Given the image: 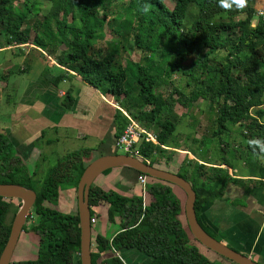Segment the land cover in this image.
<instances>
[{
  "label": "trees",
  "instance_id": "trees-1",
  "mask_svg": "<svg viewBox=\"0 0 264 264\" xmlns=\"http://www.w3.org/2000/svg\"><path fill=\"white\" fill-rule=\"evenodd\" d=\"M47 1L52 5L48 14L60 12L61 17L55 20L52 28L44 15L42 25H35V32L29 40L23 10L14 7L11 0H0V36L3 34L7 44L30 42L50 53V43L55 47L63 44L64 47L57 49L54 55L55 62L75 72L101 94L111 96L119 108L113 125L118 128L121 122V131L126 124L121 110L139 124L156 123L157 144L140 141L136 145L138 155L149 165L155 166L154 154L163 153L167 147L178 148L172 144L171 138L175 125L168 120L173 103L189 105L201 98L215 103L217 115L211 134L218 138L227 131L228 125L239 127L244 155H254L257 161L249 176L264 179L259 161L264 154L258 149L254 154L247 143L249 139L264 140V18L256 15L252 0H248L242 11L235 8L226 11L219 6V0H171V8L163 0H127L125 4L120 0ZM117 1L121 5L119 10H114L112 6ZM145 7L147 12L143 10ZM73 10L78 12L77 18ZM67 14H70V21L66 20ZM191 14L192 18L184 25L186 17ZM253 19L255 22L251 25ZM103 26L124 41L121 49L126 56L122 64L114 52L107 51L101 56L96 53L98 48H93V43L103 37ZM52 30L54 33L50 35ZM44 35L49 36L51 42H46ZM134 50L139 51L137 60L129 58ZM67 70L59 68V75L54 76L51 83L56 85L64 73H68ZM178 71L185 76V84L191 85L189 96L175 86L165 96L154 92L159 80H169ZM62 103L67 109L72 106L68 91ZM120 117L122 121L119 122ZM221 145L223 150L225 143ZM20 147L9 136L0 133V183L35 191L29 213L36 218L29 229L37 237V247L34 258L12 260L8 264H80L76 184L85 165L109 151L93 148L90 153H97L87 161L83 160L80 150L68 152L48 167L39 179L38 166L35 164L30 169L24 163ZM220 164L232 167L223 158ZM188 165L189 162H181L175 173L187 180L194 190L195 216L202 226L200 212L205 202L220 197L225 184L238 179L229 177L226 169L225 172L215 169L214 173V168L195 160L190 170ZM112 170L116 168H108L101 174ZM120 170L127 174L139 173L129 167H120ZM151 180L146 185V204L140 194L126 195L91 183L88 191L90 215L95 212L93 206L104 203L107 206L106 219L113 221L117 218L118 222V230L110 238L96 234L91 239V264H131L129 252L138 255L143 264H220L190 242L187 231L174 217L178 205L172 198L169 183ZM66 189L73 191L72 212H61L56 208ZM202 191L207 195L202 196ZM10 200L0 197V252L9 232L10 223L5 219L11 210ZM28 220L29 214L25 221ZM22 231H25L24 225ZM109 249L118 255L99 258Z\"/></svg>",
  "mask_w": 264,
  "mask_h": 264
},
{
  "label": "crops",
  "instance_id": "crops-1",
  "mask_svg": "<svg viewBox=\"0 0 264 264\" xmlns=\"http://www.w3.org/2000/svg\"><path fill=\"white\" fill-rule=\"evenodd\" d=\"M59 68L67 70L55 62L52 53L43 51L30 42L7 44L5 38L0 37V133L22 146L20 152L24 155V163L31 166L30 169H33L34 163L39 160L44 162L53 154L48 149L53 141L59 142L63 137L67 140L83 139L87 145H81L74 150H80L85 161L92 156L90 150L93 148L111 151L114 139L121 131V117L118 128L113 125L116 110L119 108L111 96L101 94L70 70L53 85L51 80L59 75ZM12 73H22L26 79L23 82L17 78L10 80ZM67 91L73 101L68 109L62 105ZM50 132H54L53 137L49 136ZM91 139L97 140V143L94 142L93 145ZM184 153L189 154L192 161L207 164L223 172L227 169L229 177L238 179L227 182L220 197L205 202L200 212L201 224L228 247L249 256L259 264H264V183L257 181L264 182V179L249 176L252 173L247 169L240 172L236 167L204 163L207 160L202 157L195 158L189 151ZM261 167L264 170V163ZM116 169L103 174L98 187L117 191L113 185L119 184L126 190L128 176H122L120 167ZM119 185L117 187L121 190ZM65 193L73 194V191L66 189L63 195ZM132 193L136 194H122ZM201 195L207 194L202 191ZM106 207L104 203L93 206L97 220L92 226H96L98 222L101 224L97 231L91 227L92 239L96 234L104 236V223L108 221ZM127 254L132 257L131 264H143L138 255L130 252ZM117 255V252L109 249L103 251L99 258Z\"/></svg>",
  "mask_w": 264,
  "mask_h": 264
},
{
  "label": "rangeland",
  "instance_id": "rangeland-1",
  "mask_svg": "<svg viewBox=\"0 0 264 264\" xmlns=\"http://www.w3.org/2000/svg\"><path fill=\"white\" fill-rule=\"evenodd\" d=\"M123 4L127 2V0H120ZM165 5L169 8L172 7V1L171 0H163ZM24 3V5H22ZM11 4L14 7H17L25 13L24 23L27 24V27L29 28V40L33 36L35 32V25L38 27L39 24L42 25L43 17L44 15L47 16L48 23L51 25V27H54V22L56 19H60L61 13L59 12L57 15L48 14L50 13L52 9L51 2L47 0H11ZM121 5V2L117 1L113 3L112 9L119 10V6ZM252 7L254 10H263L264 11V0H252ZM74 17L77 18L78 12L74 11ZM99 15V13L97 14ZM192 14L186 17V20L184 21V25H186L189 20L192 18ZM66 20L70 21V14L66 15ZM255 22V19L251 21V25H253ZM250 25V26H251ZM23 28V27H21ZM42 30L43 28H39ZM22 31V29H21ZM52 32L50 35H52ZM102 33L103 37L101 39H97L93 43V48H98V51L96 53L98 55H104L107 51L114 52L115 58L117 61L122 64L124 62V57L126 56L125 53H122L121 46H124V41L119 37L116 36L115 33L111 30H108L106 26L102 27ZM6 36V35H5ZM1 38H4L3 34L0 36ZM7 37V36H6ZM43 39L46 42H51L49 40V36H43ZM32 44V43H31ZM53 45L50 43L49 51H52V54L55 55L57 53V49L61 50L64 46L63 44H59L57 47L51 46ZM55 48V50H53ZM19 51V49H18ZM95 51V50H94ZM139 56V51L134 50L132 53L129 54V58H132L134 60H137ZM158 57V54L156 53L155 58ZM185 62V61H184ZM189 62L186 61L184 64H187ZM187 67V65H185ZM20 75V76H19ZM17 75L16 73H12L9 77L10 80L13 78H17L19 81H24L26 78L22 76V73H19ZM169 80L166 81H158L157 84L154 86V92L160 93L163 96L167 95L172 86L174 87H180L184 93L185 96H189V91L191 90V85L185 84V76L181 75L178 72L172 75ZM177 95H174L176 98ZM143 108L148 109V107L143 106ZM217 115V111L215 108L214 102H208L206 100H202L201 98L197 99L196 101L191 102L189 105H182L179 103H173L170 114L168 116V120L171 121L175 125V129L172 133V144L176 145L178 148H171L167 147V150H165L161 154H154L153 156V162L156 167L166 169L170 172H176L178 170V166L181 162H189L188 169L190 170L194 161H192V157L189 154H185V149L189 150L190 152L194 153L196 157H202L203 159L207 160L206 162H209L211 164L213 163H220L223 159H226L227 163L230 164L232 167H236L239 169L240 172L245 171L247 169L248 172H252L253 168L252 166L257 164L256 157L254 155H244L245 154V148L243 146L244 141L239 136V127L237 126H231L228 125L227 131L221 133L218 138L213 136L211 134L212 130H214L215 124L213 123V120L215 116ZM146 126L145 128L150 131L151 133L157 132V124L154 122L148 123L144 122L141 123V125ZM142 125V126H143ZM155 130V131H154ZM54 132H50L49 136L53 137ZM60 135V134H59ZM254 136V135H252ZM88 140V139H87ZM225 143V146L223 147V150H221V143ZM91 142L93 145L94 142L97 143V140H92ZM81 143V144H80ZM81 145H87L86 142L83 141V139L79 140H67L66 137H63L59 142H51V144L48 146V149L53 151V154L51 156H48L44 162L39 160L36 164L38 166L37 168V178L41 179L43 176V172L46 171L48 167L53 165L57 159H60L64 154L73 151L74 149L80 147ZM112 151H115L117 154H121V150H116L114 148L111 149L108 153H112ZM41 152V151H39ZM96 151L92 152V156L96 155ZM241 153V154H240ZM243 154V155H242ZM259 161L261 164L264 163V157L260 156ZM258 159V158H257ZM89 160V158L87 159ZM85 160V161H87ZM245 163V165H243ZM172 168H171V167ZM31 168V166H29ZM117 170V169H116ZM227 170V169H226ZM121 171V170H120ZM216 172L215 169L213 171ZM122 173V171H121ZM127 175L128 176V185L123 187L119 184H114L113 187L117 189V191H120L121 193H131L136 192V195L142 194V201L144 204L147 203L148 198L146 196V188H142V191H140V186L137 185L135 181L136 172L131 173H122V176ZM103 178V174H99L95 177L92 184L95 186L101 185V180ZM151 180V178H150ZM148 177V183L150 182ZM157 180V179H155ZM152 181V180H151ZM122 188L121 190L118 189V186ZM170 187V193L172 195V198L176 200L178 205V212L174 214V217L178 219L183 228L187 231V234L189 236V240L192 243H195L198 245L200 251L205 254L207 257H209L212 260H215L217 263L223 264L226 263V259L220 257L216 253L206 249L199 243H197L191 234L189 233L184 212H183V202L185 198L184 192L177 186L173 184H168ZM128 189V190H127ZM136 190V191H134ZM134 194V193H132ZM66 193L61 195L60 200L56 204V208L61 212H72L74 211L73 208V198L72 193L68 194ZM65 196V197H64ZM64 197V198H63ZM11 204V210L6 215V222L10 223L14 213L16 212V209H18V206L20 205V200L11 198L10 200ZM101 203H99L100 205ZM30 210V209H29ZM66 210V211H65ZM95 213V212H94ZM29 214V220L24 222L25 231H21V234L19 236L18 241L16 242V245L14 247L12 256L10 258V261H17V260H25V259H32L35 257L36 253V247H37V237L33 234V232L29 229L30 225L35 222V215L33 213H27ZM96 214V213H95ZM114 220H117L115 218ZM113 221H106L104 223V236L109 237L114 231L118 229V222ZM100 222L96 226H92V230L97 231V228L100 226ZM29 229V230H28ZM92 250H94V246L92 247ZM91 250V251H92ZM9 261V262H10Z\"/></svg>",
  "mask_w": 264,
  "mask_h": 264
},
{
  "label": "water",
  "instance_id": "water-1",
  "mask_svg": "<svg viewBox=\"0 0 264 264\" xmlns=\"http://www.w3.org/2000/svg\"><path fill=\"white\" fill-rule=\"evenodd\" d=\"M129 167L149 178L173 184L185 194L183 212L187 229L193 239L206 249L227 259L234 264H259L249 256L236 251L210 235L197 221L194 211L195 192L190 183L174 172L151 166L148 162L121 153L101 154L90 160L83 168L75 188L76 213L79 228V263L91 264V226L89 222L90 209L88 205V191L96 176L108 168ZM0 197L20 200V205L10 222L9 232L5 244L0 252V264H8L14 247L22 231L27 213L31 208L36 194L35 191L13 184L0 183Z\"/></svg>",
  "mask_w": 264,
  "mask_h": 264
},
{
  "label": "built area",
  "instance_id": "built-area-1",
  "mask_svg": "<svg viewBox=\"0 0 264 264\" xmlns=\"http://www.w3.org/2000/svg\"><path fill=\"white\" fill-rule=\"evenodd\" d=\"M256 15L262 16L264 18V11L257 10ZM121 112L124 118L126 119V124L123 127L121 133L114 139L113 148L116 150L117 149L121 150L122 153L124 154L148 162L146 159H143L138 155L136 145L140 141L157 144V141L155 140V135L150 131H148L144 126L133 120L125 111L121 110ZM135 181L137 185L140 186V191L143 192L142 188L144 187L146 188V185L148 184V177L142 173H138L135 177ZM96 220H97V215L95 213L90 215L89 217L90 225L94 224Z\"/></svg>",
  "mask_w": 264,
  "mask_h": 264
},
{
  "label": "clouds",
  "instance_id": "clouds-1",
  "mask_svg": "<svg viewBox=\"0 0 264 264\" xmlns=\"http://www.w3.org/2000/svg\"><path fill=\"white\" fill-rule=\"evenodd\" d=\"M247 3L248 0H219V6L226 11H230L233 8L242 11L247 7ZM143 10L147 12L148 8L145 7ZM247 143L252 148L254 154H256L257 149L259 150V153L264 154V140L249 139Z\"/></svg>",
  "mask_w": 264,
  "mask_h": 264
}]
</instances>
